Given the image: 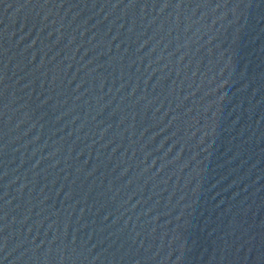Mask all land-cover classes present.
Listing matches in <instances>:
<instances>
[{
    "label": "water",
    "instance_id": "obj_1",
    "mask_svg": "<svg viewBox=\"0 0 264 264\" xmlns=\"http://www.w3.org/2000/svg\"><path fill=\"white\" fill-rule=\"evenodd\" d=\"M0 264H264V0H0Z\"/></svg>",
    "mask_w": 264,
    "mask_h": 264
}]
</instances>
